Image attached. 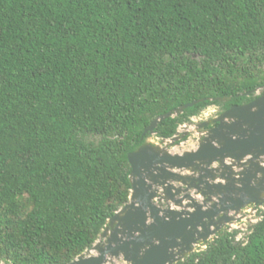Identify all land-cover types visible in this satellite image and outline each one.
<instances>
[{
  "label": "trees",
  "instance_id": "1",
  "mask_svg": "<svg viewBox=\"0 0 264 264\" xmlns=\"http://www.w3.org/2000/svg\"><path fill=\"white\" fill-rule=\"evenodd\" d=\"M263 64L264 0H0V261L90 248L128 201L150 121L206 98L156 126L170 138L253 100ZM260 213L245 241L224 231L175 264H264Z\"/></svg>",
  "mask_w": 264,
  "mask_h": 264
},
{
  "label": "water",
  "instance_id": "2",
  "mask_svg": "<svg viewBox=\"0 0 264 264\" xmlns=\"http://www.w3.org/2000/svg\"><path fill=\"white\" fill-rule=\"evenodd\" d=\"M251 93L253 100L196 123V143L187 149L178 147L188 141L183 138L191 121L170 138L156 137L158 143L147 139L161 121L206 98L151 120L144 142L127 154V203L106 220L93 245L67 264H175L222 229L232 230L245 210L263 208L264 85Z\"/></svg>",
  "mask_w": 264,
  "mask_h": 264
},
{
  "label": "rangeland",
  "instance_id": "3",
  "mask_svg": "<svg viewBox=\"0 0 264 264\" xmlns=\"http://www.w3.org/2000/svg\"><path fill=\"white\" fill-rule=\"evenodd\" d=\"M261 69L264 70V64L262 65ZM220 112V106L219 105H210L207 106L206 108H204L197 116L193 117L191 119V122L188 124L190 126V132L187 135L188 137H184L183 140H187L188 141H183L182 145L180 147H178V149H187L190 148L191 146H193L196 143V139H197V133L194 131V126L196 123H200L204 120H208L213 116H216L218 113ZM147 140L151 141L152 143H158L159 139L156 138L155 135L149 137ZM263 208H257L256 211L254 212H249V210H245L243 214L244 218L237 221L236 223L233 224V228L232 230H236L237 234L235 239L238 241H245L246 240V236L249 234L250 232V227L255 224L257 221H259L261 219L260 215H261V211ZM253 213V215H252ZM229 230V231H232ZM222 231H226L229 232L228 229H222ZM205 247L204 245H198L195 247V251H199V250H203ZM0 264H8L6 262L0 261ZM120 264V263H119Z\"/></svg>",
  "mask_w": 264,
  "mask_h": 264
},
{
  "label": "flooded vegetation",
  "instance_id": "4",
  "mask_svg": "<svg viewBox=\"0 0 264 264\" xmlns=\"http://www.w3.org/2000/svg\"><path fill=\"white\" fill-rule=\"evenodd\" d=\"M220 111H221V110H220ZM194 117H195V116H194ZM192 118H193V117H192ZM192 118H191V119H192Z\"/></svg>",
  "mask_w": 264,
  "mask_h": 264
}]
</instances>
